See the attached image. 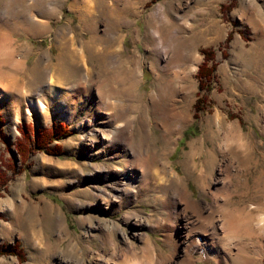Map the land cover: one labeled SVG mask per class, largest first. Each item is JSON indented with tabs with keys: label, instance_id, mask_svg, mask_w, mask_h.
Masks as SVG:
<instances>
[{
	"label": "rangeland",
	"instance_id": "374dc122",
	"mask_svg": "<svg viewBox=\"0 0 264 264\" xmlns=\"http://www.w3.org/2000/svg\"><path fill=\"white\" fill-rule=\"evenodd\" d=\"M7 2L0 0V7ZM76 2L86 3V6L74 4ZM230 2L232 8L229 12H220L221 5ZM38 3L35 16L43 26L39 33L0 27V43L3 45L2 39L6 38L5 46L10 54L6 68L2 69L6 71L12 64H20L18 66L22 68L17 74H12L9 69L3 73L1 70L5 78L1 77L0 83L8 86L5 93L8 92L13 100L21 94L34 95L40 89L47 93L48 76L54 75L57 67L55 85L73 89L71 105L74 107L78 103V106L69 122L59 119L54 113L47 118H27L24 106L21 107L22 117L17 118L11 105L1 102L0 97V264H100L113 248L118 254L123 250L124 236L140 246L141 241L134 238V234H146L160 250L168 252L164 244L166 234L159 224L166 218L162 204L164 187L162 183L153 182L151 172L145 174L149 183L138 191L139 199L133 203L124 197L120 202L107 206L95 195L98 189L109 191L107 186L113 182V179L100 177L97 169H102V165L115 170L126 169L125 163L129 160L128 154L109 158L96 145L94 148L88 145V140L93 142L95 136L87 133V124L82 122L95 117L88 131L102 127L100 116L96 114L100 106L97 101L99 94L107 98L110 95L119 102L118 105L123 103L125 109L129 108L126 119L136 120L134 142L138 141L142 147L147 144L151 169L157 161L159 149L165 147L167 165L180 176H184L185 170L189 173L190 178L185 180L187 189L192 193V199L203 208L211 203L208 192L212 191L213 183H218L225 176L220 173L223 164L233 156H221L217 150L224 132L231 129L236 139H241L240 142L249 148L247 163L240 162L235 156L232 158L230 172L237 173L239 178L230 180L229 187H236L231 202L246 213L252 210L248 215L253 218L259 220L264 216V0H38ZM178 4L182 10L178 9ZM51 5L53 10H50ZM106 7L110 8L109 11ZM161 8L172 25H175L179 12L193 26L191 34L184 40L174 39L173 51L169 53V58L175 53L178 59L171 60L167 70L172 72V65H178V73L186 77L182 85L192 91L187 101L176 102V106H187L188 120L169 147L166 144L169 135H165V126L156 112L158 103H152L160 87L156 88L159 81H156L151 65L152 62L160 65V61L151 47L152 41L145 37L148 22L151 28H158L164 38H172V22L168 24L169 21L161 22L157 16L153 18ZM87 11L92 15L87 16ZM255 22L259 29L254 28ZM105 32L112 34L114 46L106 50L107 55L104 56L92 53L91 36L93 33L99 35L102 41L97 43V49L103 50L108 43ZM228 36L230 39L223 46ZM212 48H220L215 58V81L206 108L195 119L196 73L203 61L200 51ZM70 52L76 53L75 56L83 55L81 61L67 60ZM132 57L137 58L135 65L141 70V76L138 85L133 84L130 89L132 85L127 81V73L132 66L127 62ZM194 57L198 59L196 63ZM190 69H194L192 74ZM167 70L159 71L161 82H165L162 76L167 79ZM88 76L93 81L91 86L87 85ZM167 93L162 101L164 106H169L172 99L170 91ZM116 110L111 111L114 113ZM28 124L31 126L29 147L34 152L23 162L16 152V144L20 138L19 131ZM59 124L65 126L69 135L58 142H51L49 147L60 146L62 154L53 156L37 150L34 139L38 132ZM146 125L150 130L149 138L141 134ZM190 127L193 129L184 138ZM191 143L197 145L192 152L194 159L189 158L192 156L189 154ZM198 176L205 178L204 192L197 187L202 184ZM259 204L262 205L261 211H255ZM137 214L143 219L152 217V228L134 226L132 216ZM127 215L131 216L130 223H124ZM105 222L119 225L113 232L115 247L112 249L110 245L103 244ZM240 240L246 256L255 259L257 264H264V237L245 235ZM12 249L20 250L22 259L14 256ZM180 253L179 260L183 258ZM193 258L195 264H218L204 250L194 252ZM230 262L240 264L239 259L233 256Z\"/></svg>",
	"mask_w": 264,
	"mask_h": 264
},
{
	"label": "bare ground",
	"instance_id": "6f19581e",
	"mask_svg": "<svg viewBox=\"0 0 264 264\" xmlns=\"http://www.w3.org/2000/svg\"><path fill=\"white\" fill-rule=\"evenodd\" d=\"M37 3L38 0H8V2L5 3L3 7H0V27L5 30H8L10 28L12 31L25 29L28 33H39V29L41 27L43 28V26H41V23L36 19L35 16V12H37L38 7ZM74 4H84L86 6V3L76 2ZM169 7L171 8V6ZM53 9L54 6L51 5L50 10ZM106 9L109 11L110 8L106 7ZM120 9L122 10L121 7ZM178 9H183L180 4H178ZM159 10L160 11L156 12L153 18L156 19L157 16L158 18H160L161 22L169 21L168 24H170V22L172 21L169 20L168 17L165 16V14L162 12L163 8ZM87 13V16H90L89 14H91L92 12L87 11ZM180 14L179 12H177L176 20H180L181 23H177V21L175 22V25H172L173 22L171 23V26L174 27L172 33H170L172 35V38H168L169 40L161 35L158 28H151L148 22L146 23V28L148 30L145 33L146 39L152 41V45L151 43L150 45L153 48L157 59L160 61V65H156L153 62L151 65V69L156 74V81H159V85L156 88L160 87V89H158L156 98L152 101V103L154 101L155 103H158V110H156V112L157 115L160 116L163 126H165V135H169L168 139H166V144L168 145V147L174 137L177 136L178 130L181 129V127L188 120V114L185 110V107L187 108V106H176V102L181 104L182 100L187 101V99L190 98V95H192V91H188V88L182 85V82L184 81V79H186V77L185 75L184 77L180 76L181 73L179 74L176 68L178 65H172L171 69L174 70L172 72H169L170 70H167L169 68L168 65L171 63V60L177 61L178 59L177 55L174 56L175 53H172V57L169 58V53L173 51L172 49L174 39L178 41L184 40L185 36L191 34V30L193 29L192 24L183 19L182 15L180 16ZM258 27H260L259 24L255 22L254 28L257 29ZM105 33L104 37L109 44L107 43V45L105 46L106 49L104 48L103 50L97 49V43H100L102 41L99 35L97 33H93V35L91 36L90 41L92 42V53H96L99 55L102 54V56H104V54L107 55V52L105 51L114 46V44L112 45V43H114L112 34ZM5 39L6 38L2 39L3 45L0 43V72L2 70V73L5 71L2 68L5 67L8 60L7 57H9L10 55L5 46ZM147 46L149 47V45ZM75 54L76 53L74 52H70L69 54H67V60H69L70 62H80L83 55L77 54V56H75ZM12 56L14 57L13 54ZM110 59H112V57ZM136 60L137 58L135 57H132L131 59H129V61L127 60V63L131 64L132 66L127 73V81L130 86L132 85L130 89L133 88V84L138 85V81L141 76V70L137 67V65H135ZM197 61V57H194V62L196 63ZM18 65L20 64H12L10 66L11 69L8 68L12 72V74L22 69ZM194 69H190L189 73L192 74L194 72ZM161 70H167V72L165 73L167 79L165 80V75L162 76L164 78L163 81L165 82H161L159 79V71L161 72ZM56 72H58L57 67H55L53 73L54 75L48 76V82H46L45 85V91L47 93L43 92V89H40L39 92L34 95L24 93L25 95L21 94L22 96H16L17 98H14V100L12 99V96H8V92L5 93V91H8V86L4 87V85L0 83L1 102L5 101L9 105H11L17 118L22 117L23 111L21 112V107L24 106L26 113L25 115L27 118H30L32 116L36 119L47 118L50 113H54L58 115L59 119L69 122V120L72 119L73 113L75 112L78 103H76L74 107H72L71 105V95L73 93V89H70L69 87L67 89H64V87L59 88L57 85H55L56 77L54 78V76H56ZM2 73H0V78L5 75H2ZM92 84L93 81H91L88 76L87 85L91 86ZM135 90H137V88ZM167 91H170L169 95L172 97V99L170 100L169 106H164L162 105V101L163 97L166 96L165 94L167 93ZM103 95L104 94H101L100 96L99 94V96H97L98 104L102 107L98 106V109L96 108L98 110L96 114L100 116L99 119L102 122V127L98 130L88 131L89 127L92 126L93 122L95 121V117L87 118V121L84 120L82 122V124H87V133L90 132L89 134L92 133L95 136V140L93 142L88 140L90 142L88 145L90 146V148H94V145H96V148H100L101 152L104 155H107L109 158L125 157L126 154H128L129 160L125 163V165L127 166L126 169L115 170L114 168H111V166L107 168L105 166L103 167V165L102 169H97L96 173H99L98 175H100V177L113 179V182L107 186L110 188L109 191L105 188H97L98 190L95 195L102 200L103 204L107 206H110L112 202H120V200H122L124 197H128V202L133 203L139 199L137 196L138 191L141 190L143 186L149 183L148 179L145 178V174L147 172H151V178L153 182L162 183L164 187L162 193V197L164 199L162 204L166 211V218L164 217V219L162 217L163 219L159 222V224L160 227L164 229L166 234L164 236V244L168 252H163L162 250H160L159 247L156 246L155 242L150 240L146 234H134L133 237H136L138 240H140L141 245L137 246L135 243L131 242L128 237L124 236V248L118 254L116 253L117 250L113 248L115 247L113 232L115 229L119 228V225L116 223L109 224L105 222L107 223V225L103 228V244L110 245V248H113V250H111L108 257H106V259H103L104 261L100 264H195L196 261L193 258V254L194 252L200 253L202 250H204V252L212 259H215L218 264H232L230 262V257L232 256L238 258L240 264H257L255 259L246 256L243 251L244 246L242 245L240 239H242L245 235L246 237H264V216H261L258 220L248 215V213H252L250 212L252 210L246 213L244 209H239L237 206L235 207L234 203L231 202V198L234 194H236V187H229L231 179L233 180L239 178V175L237 173L233 174L232 172H230V166L232 164L233 156H235V159H240V162L241 160L244 161V163L248 162L249 148L248 146L246 147V143H241V139L237 140L236 136L233 135L231 129H225L226 131L224 132L221 142L217 146V150L219 151L221 156L225 157L227 155L229 156L230 154H232L233 156H231L232 158H228V161L223 164L220 173L225 174V176L223 175L224 179L221 178L218 183H213L214 187L212 191L208 192L211 203L205 205L204 208L206 207V209H204L200 203L192 199V193L187 189L185 180L190 178L189 173L185 170L184 176H180L165 162V147H161L159 149V152L157 153V161L156 163H153L152 169L149 167V161L151 159H149L148 157L149 151L147 144L145 145V147H142L138 141H136V143L134 142L136 136L134 135L136 120L126 119L129 108L125 109L123 103L118 105L119 102L114 100L113 97L110 98V95H108V98L104 97L105 95ZM177 98H180V100ZM129 103L130 102H128V105ZM112 109L117 110L112 113ZM123 121L124 124L121 123ZM111 124H113V126H111ZM144 128L145 130H142L141 134H144L147 138H149V126L146 125L144 126ZM13 132L15 131H12V135ZM196 146L195 143H191L190 145L191 153L189 154H191L192 156H189V158L191 159H194V153L192 154V152L193 149L197 148ZM153 155L154 154H152V157ZM189 158L187 159L189 160ZM192 165H194V163ZM202 177L203 176H198V179H200L198 181L202 183L197 185L200 192H202L206 187V181H203V179L205 180V178ZM207 179L210 180L209 178ZM166 183H168V185H166ZM259 193H261V191ZM245 194L246 192H244L243 196ZM91 206L92 204L90 205V207ZM261 206L262 205L259 204L255 211H261ZM116 207L119 208L118 206ZM132 217V224L137 228H152L150 224V218L152 217H146V219H143L138 216V214ZM123 220L124 223H130L131 216H125ZM91 235L94 236V234ZM97 235L98 234H96L95 236L97 237ZM180 248H182L181 253L183 255V258L179 260Z\"/></svg>",
	"mask_w": 264,
	"mask_h": 264
},
{
	"label": "trees",
	"instance_id": "16d2710c",
	"mask_svg": "<svg viewBox=\"0 0 264 264\" xmlns=\"http://www.w3.org/2000/svg\"><path fill=\"white\" fill-rule=\"evenodd\" d=\"M232 8V2L230 4L226 5H221L220 7V12L223 14H227L229 10ZM230 36H228L225 40V43L223 44L226 45L227 42L229 41ZM223 48V47H221ZM220 49V48H219ZM219 49H202L200 51L201 55L203 56V61L199 65L197 73H196V79L198 81V92H197V98L194 103V118H198L197 115L200 112L204 111V108H206V103H208V96L209 93L211 92V86L212 83L215 81V70H216V52ZM2 123V118L0 117V124ZM31 126L25 125L23 126V130H20V138L16 144V152L18 153L20 160L21 161H26L28 157L30 156L31 153L34 152L29 147V133H30V128ZM193 127L188 128V130L185 131L184 133V138L189 134L190 130H192ZM29 130V131H28ZM65 126L63 124H59L57 127H53L50 129H44L40 132H38L37 136H35L34 139V144L37 150L41 149L46 151L49 155L53 156H58L61 155V149L60 146L56 145L53 148L49 147V144L53 141H60L63 137H66L69 135L65 131ZM28 131V133H27ZM11 253H14L13 255L16 256L19 259H22L21 251L12 249Z\"/></svg>",
	"mask_w": 264,
	"mask_h": 264
}]
</instances>
